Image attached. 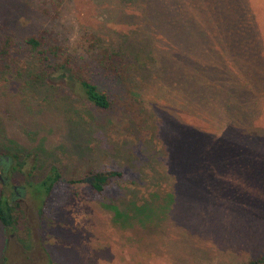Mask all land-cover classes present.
Returning a JSON list of instances; mask_svg holds the SVG:
<instances>
[{
  "label": "rangeland",
  "instance_id": "374dc122",
  "mask_svg": "<svg viewBox=\"0 0 264 264\" xmlns=\"http://www.w3.org/2000/svg\"><path fill=\"white\" fill-rule=\"evenodd\" d=\"M31 37L110 108L60 73L33 79ZM105 50L123 78L95 63ZM52 167L62 179L39 213L31 186ZM102 170L120 177L98 196L85 180ZM0 175V196L18 191L0 264L261 258L264 0H0Z\"/></svg>",
  "mask_w": 264,
  "mask_h": 264
},
{
  "label": "trees",
  "instance_id": "16d2710c",
  "mask_svg": "<svg viewBox=\"0 0 264 264\" xmlns=\"http://www.w3.org/2000/svg\"><path fill=\"white\" fill-rule=\"evenodd\" d=\"M41 40L44 41L43 38L37 39L31 37L26 41L30 50L35 52L38 56L37 59L39 69L33 74V79L38 82L40 80H51L53 74L60 73V78H68L70 81L67 83H69L70 86H73L83 99L94 108L98 110L109 109L111 104L107 96L98 91L96 86L88 80L86 74L79 73L69 58H65L64 60H58L57 56L54 58L56 51H59L57 48L48 46L47 48L41 49V47L46 45V43ZM101 53V56L97 55L95 57V63L103 67L106 72L116 74L117 77L120 76V78H123L126 69L125 61L123 63V59L115 53L106 50ZM123 69L124 73L122 72ZM1 163L4 166L9 165L7 158L1 159ZM22 164L23 162H18V165L14 168V170L21 172ZM117 177H120V173L118 171L102 170L90 172L85 181L92 187L98 196H101L104 194V191L109 185V181ZM61 179L62 177L60 172L55 167H52L39 183L31 186L33 195L38 201L39 213L45 207L47 199L50 197L55 186L61 181ZM17 193L13 190L11 198L4 194L0 196V223L9 232L13 231L17 224V216L13 212V201L16 199ZM112 209L114 211L117 210L115 206H113ZM116 212L119 213L118 210ZM2 264H6V261L4 260ZM247 264H264V255L257 260L249 261Z\"/></svg>",
  "mask_w": 264,
  "mask_h": 264
},
{
  "label": "flooded vegetation",
  "instance_id": "af4514ba",
  "mask_svg": "<svg viewBox=\"0 0 264 264\" xmlns=\"http://www.w3.org/2000/svg\"><path fill=\"white\" fill-rule=\"evenodd\" d=\"M0 180L2 181L3 184H5L4 180H2V176L1 175H0ZM14 191L17 193V188L16 187H14Z\"/></svg>",
  "mask_w": 264,
  "mask_h": 264
}]
</instances>
